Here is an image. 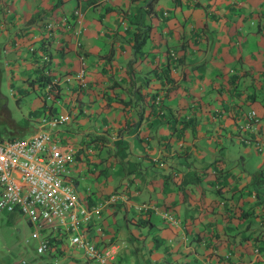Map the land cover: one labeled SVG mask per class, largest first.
<instances>
[{
	"label": "crops",
	"instance_id": "0c3cea01",
	"mask_svg": "<svg viewBox=\"0 0 264 264\" xmlns=\"http://www.w3.org/2000/svg\"><path fill=\"white\" fill-rule=\"evenodd\" d=\"M171 1L169 8L158 0H75L77 16L64 25L72 8L65 0H0V17L14 24L12 31L0 24V52L22 64L36 39L38 53L54 48L58 57L44 66L58 74L60 97L42 114L66 116L58 133L71 152V181L85 174L82 158L94 178L104 177L97 189L80 180L78 196L92 207L87 232L118 245L115 263L133 251L116 242L121 215L125 224L147 227L158 264H264V0ZM35 7L48 14L41 20L47 27L20 29ZM142 22L148 31L136 29ZM184 22L194 28L183 31ZM167 39L178 46L170 50ZM80 55L86 66L78 76ZM17 88L38 92L25 82ZM249 147L263 152L258 172L222 167V151L242 159ZM130 157L134 168L126 167ZM161 209L178 222L157 219ZM53 247L65 264L80 259Z\"/></svg>",
	"mask_w": 264,
	"mask_h": 264
},
{
	"label": "built area",
	"instance_id": "2783aa9c",
	"mask_svg": "<svg viewBox=\"0 0 264 264\" xmlns=\"http://www.w3.org/2000/svg\"><path fill=\"white\" fill-rule=\"evenodd\" d=\"M78 59L79 76L83 74L84 61L81 55ZM54 87V82H46L45 101L54 99ZM253 115L250 110L248 117ZM65 119L64 114L47 109L28 135L0 136V212L17 211L23 217L30 232L22 242L37 239L33 244L37 253L54 248L65 237L67 246L80 254L75 264H113L118 245L100 240L86 230L92 207L80 200L69 175L71 152L58 133V125ZM112 199L111 194L103 201ZM159 216L170 224L178 222L170 210L161 209Z\"/></svg>",
	"mask_w": 264,
	"mask_h": 264
},
{
	"label": "rangeland",
	"instance_id": "374dc122",
	"mask_svg": "<svg viewBox=\"0 0 264 264\" xmlns=\"http://www.w3.org/2000/svg\"><path fill=\"white\" fill-rule=\"evenodd\" d=\"M10 1V0H9ZM150 1V0H147ZM192 1V0H191ZM40 2V1H39ZM75 0H65V7L67 8L72 7L74 5ZM195 3H198L199 0L192 1ZM191 2V3H192ZM166 6L168 5L169 8L172 6L171 0H158L156 4ZM190 3V4H191ZM138 5V2H135L134 5ZM132 6L133 3L131 4ZM185 5V4H183ZM186 7V6H185ZM9 8V5L7 6ZM56 7H51L50 10L54 9ZM5 6L2 7V10L4 11ZM103 9V4L101 6H98L97 8H92V16L98 17V12H101ZM119 9V8H117ZM49 10V9H48ZM43 7H40L37 9V7L34 8V12L31 13L30 17L26 20H23L22 26H20V29L28 28L31 25L35 26L38 30L40 29V26L47 27L48 21L44 24V21L41 22L43 18H46L48 15L42 14ZM75 8L72 7L67 15L69 16L67 21L64 25H66L70 17H76L77 13L74 12ZM46 12V11H45ZM44 12V13H45ZM52 13V12H51ZM104 13V12H103ZM164 14L167 16L168 12ZM51 15V14H50ZM9 18V17H7ZM6 17L2 18L0 17V24L2 26V29H6L7 31H12L14 28V24L11 22H5ZM147 20V19H146ZM162 20V19H159ZM156 20V21H159ZM39 21V23H37ZM33 23V24H30ZM143 23V22H142ZM140 24L139 27L136 29L141 30H147L149 26L151 27V24L143 23ZM157 28L152 26V30H154L155 33H160V26L159 24H156ZM146 26V27H144ZM59 24L58 23H52L51 28L52 30H58ZM61 27V26H60ZM50 28V29H51ZM155 28V29H154ZM182 30H192L194 28V24L192 22H184L182 26ZM84 29V28H83ZM138 32V31H137ZM169 33V31H167ZM167 34V33H165ZM171 34V33H169ZM154 35V34H152ZM170 37V36H169ZM42 37L39 39H36L33 43L34 46H30L29 52L25 55L29 58L28 63H16V58L11 57L14 55H9L8 52H0V136L5 137L9 134H16L20 137L28 135L33 128L35 127L34 121H37L38 117L42 114V112L47 108L49 105V101H45V84L46 80L44 79V84L38 85L36 83L32 84L33 82L37 81V73L35 71L42 69L43 76H50L48 81L54 82V89L55 92H52V97L58 99L60 97V86L58 84V74L57 73H50L48 66L47 68L44 67V65L47 63H51L52 58H57L58 56L55 54V50L53 47H50V51L55 54H49L47 52L45 53H38L35 51L36 47L40 44L38 43L39 40H41ZM168 40V39H167ZM9 41V40H7ZM174 40H168L165 42L164 46L166 47H172L175 48L178 46H174L173 43ZM45 55V58L42 59V56ZM83 57V56H82ZM25 58V57H24ZM84 60V59H83ZM15 61V62H14ZM86 66V63L84 61V67ZM43 67V68H42ZM16 69H19V73H17L13 79L11 78L12 72ZM23 72V73H22ZM11 73V75H10ZM22 73L23 80L19 77V75ZM27 83L28 85L32 84L35 86L34 89H38L37 94L34 90H30L27 94H21L20 90L17 87H20L22 83ZM31 86V85H30ZM15 93L14 96L10 93ZM37 103L35 111L29 114L28 110L31 106L35 105ZM31 104V105H30ZM33 118V120L31 119ZM36 118V119H35ZM12 122L15 123V125L12 124ZM115 144H121L120 141H114ZM125 144V143H124ZM234 147V146H233ZM231 151H234L233 149H230ZM115 151V149L110 150ZM120 151V150H119ZM117 151V153H119ZM105 152V151H104ZM116 152V151H115ZM247 152V153H246ZM84 153L87 154V150H84ZM262 151H257L253 148H248L242 150L240 152L242 159L239 158L237 151L235 152H227L222 151L221 155L224 157L223 161L221 162L222 167L225 169L226 167H233V170H242L244 174H251L254 172H258V165L261 163V157H262ZM91 156V153H89V157ZM83 157V156H82ZM87 158H82V160L78 161V167L82 168L85 171V174L76 181L75 185V191L78 195H80V183L84 186H87L91 189H97L101 182H104V177L101 178H94L91 173H89V169L91 164L86 163ZM145 166H147V170L155 171L157 169L155 165L152 163H144ZM86 167L88 169L86 170ZM126 167L128 168H134L135 164L133 162V157H130ZM82 172V171H81ZM89 173V174H88ZM120 178L116 179V181H119ZM81 180V182H80ZM80 182V183H79ZM109 187V185H108ZM262 190L261 188H259ZM143 195H145V192H143ZM261 203H264V197L262 196L260 198ZM261 207L262 204L258 203ZM157 219L164 220L159 215ZM116 225V228L118 229V240H116L117 243L123 244V241L120 240V238L124 239L126 241V247L127 245L131 244L133 247V251L127 253L123 256V258L118 262L114 261L115 264H158L155 262V260L152 258V254H149V244L150 240L147 234V227L141 226L136 227L133 223L129 222L128 224H125L123 217L121 215H118L116 218L115 223H113V227ZM30 232V226L26 223V221L23 219V217L17 212L14 211L9 214H5L4 212H0V264H65V261L60 259L58 257L59 255L55 254L54 248L49 249L48 251H44L43 253H37L34 250L33 244L37 241V239H31L29 243H23L22 239L24 236H28ZM46 232V230H44ZM54 242V240H52ZM56 246L59 249H67V252H72L73 250L67 246L66 238H61L60 242L56 244ZM136 249V250H135ZM166 257V256H164ZM178 262L182 260V258L177 259ZM66 264H69V262ZM72 264V263H71Z\"/></svg>",
	"mask_w": 264,
	"mask_h": 264
},
{
	"label": "trees",
	"instance_id": "16d2710c",
	"mask_svg": "<svg viewBox=\"0 0 264 264\" xmlns=\"http://www.w3.org/2000/svg\"><path fill=\"white\" fill-rule=\"evenodd\" d=\"M186 2H187V4L188 3H191L192 1H195V0H185ZM144 38V37H143ZM143 38L141 39V40H139V41H136V45H140V44H142L143 43ZM45 67V66H44ZM43 68V67H42ZM42 69L41 70H38V71H35V73H37V81L36 82H33L32 84H34V83H36V84H38V85H41L42 86V84H44V82H43V80L45 79L46 81H48V79H49V77L50 76H43V74H42ZM32 84H30L31 85V87L32 88H35V86L34 85H32ZM14 136H18V135H16V134H9L8 136H5L6 138L8 137V138H12V137H14ZM4 137V138H5ZM55 243V242H54Z\"/></svg>",
	"mask_w": 264,
	"mask_h": 264
}]
</instances>
